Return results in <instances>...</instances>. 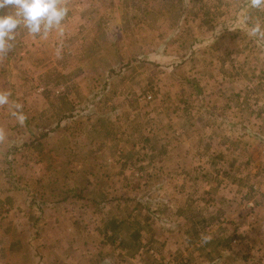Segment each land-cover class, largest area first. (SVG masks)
Instances as JSON below:
<instances>
[{"label":"rangeland","instance_id":"obj_1","mask_svg":"<svg viewBox=\"0 0 264 264\" xmlns=\"http://www.w3.org/2000/svg\"><path fill=\"white\" fill-rule=\"evenodd\" d=\"M117 14L36 44L21 27L0 56V91L27 117L0 107V264L125 239L147 264L185 250L264 264V9L123 0Z\"/></svg>","mask_w":264,"mask_h":264},{"label":"clouds","instance_id":"obj_2","mask_svg":"<svg viewBox=\"0 0 264 264\" xmlns=\"http://www.w3.org/2000/svg\"><path fill=\"white\" fill-rule=\"evenodd\" d=\"M253 9H264V0H249ZM11 8L9 14H0V56L12 51L18 30L23 27L27 32L40 39H47L50 33H65L64 21L69 15V8L64 0H0V10ZM253 36L264 39V28L256 24L251 29ZM11 93L0 91V107L9 106L11 115L21 125L26 121L23 105L10 100ZM4 140L0 130V141Z\"/></svg>","mask_w":264,"mask_h":264},{"label":"crops","instance_id":"obj_3","mask_svg":"<svg viewBox=\"0 0 264 264\" xmlns=\"http://www.w3.org/2000/svg\"><path fill=\"white\" fill-rule=\"evenodd\" d=\"M122 1L123 0H86V6H83L81 11L76 13V11L73 10L74 7L71 8L72 3L70 0H64V3L68 6L71 13H69L64 21L65 33L63 36H74V34L76 35L80 30L86 35H90V33L91 35H94L96 31L93 32V30H96L97 26L92 23H94L95 20L98 23L97 20L102 18L107 13L111 16L110 18L119 16L117 12L120 10V4H122ZM106 4H109V6H105ZM98 11L101 13L100 15L97 14ZM23 29L24 36L32 37V35H30L25 28ZM49 36L56 37L59 36V34L53 32L50 33ZM45 40L47 39H35V44L36 42ZM2 83L3 81L0 79V87L3 86ZM126 241V239L123 240L120 246H118V241L114 246L110 240L106 241L103 243L107 244L105 247L110 246L107 253L99 252L93 255L88 254L86 256H82L83 253L80 252L74 253L72 251H63L64 253L60 252V254H58L60 258L57 260L59 264H147V256L143 247L138 253L136 252L131 254L126 246ZM77 242L78 240L76 239H70L68 244L74 246ZM175 254L176 255L174 256L176 258L175 261H173L174 264H189L188 262L190 260V256L188 254V250H185L183 253L182 251H178Z\"/></svg>","mask_w":264,"mask_h":264},{"label":"trees","instance_id":"obj_4","mask_svg":"<svg viewBox=\"0 0 264 264\" xmlns=\"http://www.w3.org/2000/svg\"><path fill=\"white\" fill-rule=\"evenodd\" d=\"M233 165H234V163H233V164H231V166H230V167L232 168V167H233Z\"/></svg>","mask_w":264,"mask_h":264}]
</instances>
